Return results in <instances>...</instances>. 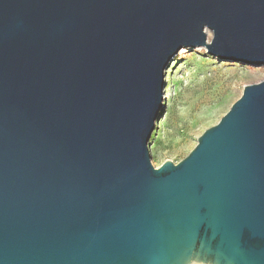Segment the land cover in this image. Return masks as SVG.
<instances>
[{"label": "water", "instance_id": "1", "mask_svg": "<svg viewBox=\"0 0 264 264\" xmlns=\"http://www.w3.org/2000/svg\"><path fill=\"white\" fill-rule=\"evenodd\" d=\"M264 66V0H0V264H264V81L156 169L182 49Z\"/></svg>", "mask_w": 264, "mask_h": 264}, {"label": "rangeland", "instance_id": "2", "mask_svg": "<svg viewBox=\"0 0 264 264\" xmlns=\"http://www.w3.org/2000/svg\"><path fill=\"white\" fill-rule=\"evenodd\" d=\"M164 81V108L149 142L156 169L186 159L200 137L241 99L244 87L264 81V66L222 62L205 49H182L165 70Z\"/></svg>", "mask_w": 264, "mask_h": 264}, {"label": "clouds", "instance_id": "3", "mask_svg": "<svg viewBox=\"0 0 264 264\" xmlns=\"http://www.w3.org/2000/svg\"><path fill=\"white\" fill-rule=\"evenodd\" d=\"M209 264H212V262H211V261H209Z\"/></svg>", "mask_w": 264, "mask_h": 264}, {"label": "built area", "instance_id": "4", "mask_svg": "<svg viewBox=\"0 0 264 264\" xmlns=\"http://www.w3.org/2000/svg\"><path fill=\"white\" fill-rule=\"evenodd\" d=\"M196 264H198V263H196Z\"/></svg>", "mask_w": 264, "mask_h": 264}]
</instances>
